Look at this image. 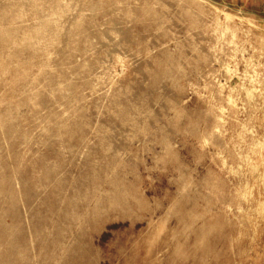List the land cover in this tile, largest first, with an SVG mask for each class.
<instances>
[{
  "label": "rangeland",
  "instance_id": "rangeland-1",
  "mask_svg": "<svg viewBox=\"0 0 264 264\" xmlns=\"http://www.w3.org/2000/svg\"><path fill=\"white\" fill-rule=\"evenodd\" d=\"M0 264H264V0H0Z\"/></svg>",
  "mask_w": 264,
  "mask_h": 264
}]
</instances>
